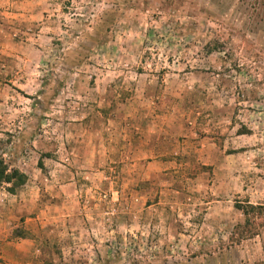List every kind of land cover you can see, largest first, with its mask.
<instances>
[{
  "label": "rangeland",
  "instance_id": "obj_1",
  "mask_svg": "<svg viewBox=\"0 0 264 264\" xmlns=\"http://www.w3.org/2000/svg\"><path fill=\"white\" fill-rule=\"evenodd\" d=\"M0 163V264H264V0H0Z\"/></svg>",
  "mask_w": 264,
  "mask_h": 264
},
{
  "label": "trees",
  "instance_id": "obj_2",
  "mask_svg": "<svg viewBox=\"0 0 264 264\" xmlns=\"http://www.w3.org/2000/svg\"><path fill=\"white\" fill-rule=\"evenodd\" d=\"M239 134H243V133H239ZM0 181H4L7 184H10L12 188H15L22 186L26 181V177L22 173H19L18 171L15 170H13L11 173H7L5 171V168L0 163ZM241 211L245 217L244 225L247 226L249 224L250 219L254 218L255 213L260 214L261 211H264V206L247 205V207L241 209Z\"/></svg>",
  "mask_w": 264,
  "mask_h": 264
}]
</instances>
